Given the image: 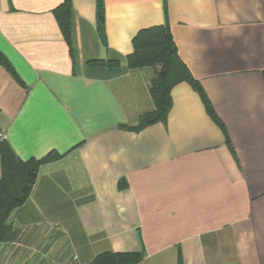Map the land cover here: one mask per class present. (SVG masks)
I'll list each match as a JSON object with an SVG mask.
<instances>
[{
    "label": "crops",
    "instance_id": "obj_1",
    "mask_svg": "<svg viewBox=\"0 0 264 264\" xmlns=\"http://www.w3.org/2000/svg\"><path fill=\"white\" fill-rule=\"evenodd\" d=\"M63 2L0 0V51L17 74L0 63V135L23 160L62 155L9 215L0 264L106 251L264 264V0H104L105 39L97 0H71L69 41ZM165 23L204 96L178 83L166 121L126 129L155 108L154 69L127 63L133 39Z\"/></svg>",
    "mask_w": 264,
    "mask_h": 264
},
{
    "label": "trees",
    "instance_id": "obj_2",
    "mask_svg": "<svg viewBox=\"0 0 264 264\" xmlns=\"http://www.w3.org/2000/svg\"><path fill=\"white\" fill-rule=\"evenodd\" d=\"M98 30L105 39V4L104 0H97ZM56 17L67 41L70 40L71 0L64 2L55 9ZM0 63L4 64L15 76L14 68L5 55L0 51ZM131 69L152 67L154 76L149 90L155 108L144 113L134 125H124L129 130H139L156 122L167 120L172 107V89L181 82L190 83L204 96L201 84L195 79L186 63L178 53L177 45L169 23L152 26L139 31L133 39V51L127 58ZM91 65H107L109 68L118 62L96 59ZM211 110L210 107H208ZM213 114V111L211 110ZM59 153H50L41 159H21L10 143L0 137V243L11 229L9 215L29 197L41 165L61 158ZM124 182L120 183L123 187ZM144 257L143 252H112L106 251L97 255L89 264H137ZM177 264H184L179 257Z\"/></svg>",
    "mask_w": 264,
    "mask_h": 264
},
{
    "label": "built area",
    "instance_id": "obj_3",
    "mask_svg": "<svg viewBox=\"0 0 264 264\" xmlns=\"http://www.w3.org/2000/svg\"><path fill=\"white\" fill-rule=\"evenodd\" d=\"M1 136L3 137V135L1 134Z\"/></svg>",
    "mask_w": 264,
    "mask_h": 264
},
{
    "label": "rangeland",
    "instance_id": "obj_4",
    "mask_svg": "<svg viewBox=\"0 0 264 264\" xmlns=\"http://www.w3.org/2000/svg\"><path fill=\"white\" fill-rule=\"evenodd\" d=\"M0 137L2 138V136L0 135Z\"/></svg>",
    "mask_w": 264,
    "mask_h": 264
}]
</instances>
